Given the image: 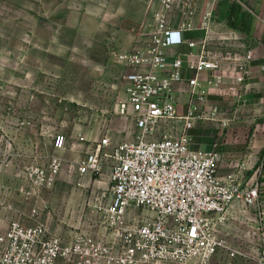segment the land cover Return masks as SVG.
<instances>
[{
  "label": "built area",
  "instance_id": "built-area-1",
  "mask_svg": "<svg viewBox=\"0 0 264 264\" xmlns=\"http://www.w3.org/2000/svg\"><path fill=\"white\" fill-rule=\"evenodd\" d=\"M173 1L161 0L146 49L118 55L133 74L116 112L134 117L136 137L116 143L109 136L94 142L78 139L88 144L71 163L78 186L82 177L96 178L109 169V193H98L91 207L94 218L61 232L36 218L30 224L11 220L0 233V264H212L221 249L230 256L238 253L218 226L234 201L256 203L258 185L243 186L235 173L220 176L221 153L192 149L189 131L204 121L228 125L217 107L204 109L207 93L200 79L207 73V85L217 86L226 68L233 66L242 84L253 53L212 49L206 36L185 37L191 24L174 28L168 20ZM210 16L211 10H206L202 24ZM182 45L189 49L187 60L165 53L168 47ZM186 72L190 97L185 112L178 114L174 86ZM52 147L46 167L35 164L23 172L27 195L55 185L64 163L65 136H54ZM137 210L152 216H140ZM37 214L32 209L31 217Z\"/></svg>",
  "mask_w": 264,
  "mask_h": 264
},
{
  "label": "rangeland",
  "instance_id": "rangeland-1",
  "mask_svg": "<svg viewBox=\"0 0 264 264\" xmlns=\"http://www.w3.org/2000/svg\"><path fill=\"white\" fill-rule=\"evenodd\" d=\"M200 1L174 0L169 22L192 24L201 10ZM98 4L95 0H0V183L13 190L4 199L0 192V209L5 208L0 233L15 219L30 224L36 218L59 232L94 218L91 207L98 193H109V169L77 186L71 159L73 154L81 157L88 144L77 149L74 145L81 136L88 142L109 136L116 143L133 140L138 133L134 117L116 112L133 74L118 55L146 49L161 0L117 1L115 16L108 12L83 16L88 10L95 13ZM64 5L80 9L71 18L45 17L50 9L55 12ZM124 5L125 11L118 12ZM57 134L65 136L66 149L55 185L39 195H27L23 172L35 164L47 166ZM70 170L73 175L68 179ZM32 209L38 211L34 217ZM137 214L152 216L139 210ZM225 217L235 233L239 218L234 212ZM218 227L222 236L224 229ZM247 232L243 236L249 243L253 238ZM228 245L240 251L235 238ZM225 251L219 250L212 264H226L227 259L230 264H257L253 252L242 257Z\"/></svg>",
  "mask_w": 264,
  "mask_h": 264
},
{
  "label": "crops",
  "instance_id": "crops-1",
  "mask_svg": "<svg viewBox=\"0 0 264 264\" xmlns=\"http://www.w3.org/2000/svg\"><path fill=\"white\" fill-rule=\"evenodd\" d=\"M95 1L99 3L93 9L95 13L88 10V13L84 12V17H100V14L104 12L115 16L117 1L130 4L147 2V0ZM199 5L201 10L195 14V20L191 24L192 29L184 32L185 37L199 40L206 36L209 47L212 49H224L239 55H244L247 50H251L253 58L248 64V78L242 84L237 82V70L233 66L226 68L224 80L217 86L207 85V73L201 77V87L207 93L204 109L210 110L212 107H217L223 116L229 119V122L226 127H219L209 121L197 123L189 131L190 147L200 151L218 150L222 156L218 167L220 176L235 173L243 186L258 185L255 204L246 206L241 201H234L229 212L226 213L228 215L234 212L239 218L235 233L230 232L227 217L220 225L224 229L221 234L227 242L235 238V241L240 244V247L236 246V248L240 250L238 253L242 257L249 254L248 252H253L257 264H264V71L261 70L264 66V0H201ZM125 8L126 5L118 12L125 11ZM79 9L76 5H64L55 9V12L50 9L45 17L53 18L59 15L71 18L72 14ZM203 9L211 10V16L207 21L204 20V24H202ZM84 10L83 6L82 11ZM65 25L69 24L66 22ZM178 25L180 24H171L174 28ZM188 51L189 49L182 45L168 47L165 53L169 58L180 57L187 60L190 58L186 56ZM189 76L186 72L184 80L174 86L177 113L178 109L183 110L178 114L185 112L189 101L187 84ZM79 147L82 148L80 142L74 145L76 149ZM78 157L73 154L72 162ZM69 173L68 179L73 175L72 171ZM87 178L92 177L89 175L82 177L80 186L84 184L82 180ZM73 180V182L79 181L76 174ZM12 191V187L0 183L3 199L6 195H11ZM4 209V207L0 209V217L4 214ZM49 228L53 230L51 225ZM246 229L253 238L249 243L243 236ZM53 231L57 232V229ZM225 258H228L227 255ZM226 264H230L229 259L226 260Z\"/></svg>",
  "mask_w": 264,
  "mask_h": 264
}]
</instances>
